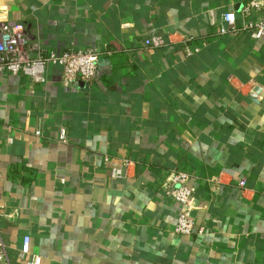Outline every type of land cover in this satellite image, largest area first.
Returning <instances> with one entry per match:
<instances>
[{"label":"crops","instance_id":"0c3cea01","mask_svg":"<svg viewBox=\"0 0 264 264\" xmlns=\"http://www.w3.org/2000/svg\"><path fill=\"white\" fill-rule=\"evenodd\" d=\"M248 2L0 0L32 58L100 53L90 88L58 66L0 73V264H26L25 238L41 264H264V38L217 34ZM189 37L206 45L188 55ZM176 170L197 189L187 237L163 186Z\"/></svg>","mask_w":264,"mask_h":264},{"label":"built area","instance_id":"2783aa9c","mask_svg":"<svg viewBox=\"0 0 264 264\" xmlns=\"http://www.w3.org/2000/svg\"><path fill=\"white\" fill-rule=\"evenodd\" d=\"M254 13L257 15L255 19ZM243 23L237 25L235 12L223 15L224 25L217 30L219 36H236L239 32H246L254 40L264 38V0H249L242 9ZM194 38H186L185 44H189L192 50L188 55L198 53L202 46L194 44ZM150 47L167 46L164 36L155 34L145 41ZM31 42L23 30L10 24H0V73L10 72L14 75L25 73L36 83H45L46 70L52 66L61 68V85L73 87L83 83L89 88L93 86L100 62V53L96 50H79L68 47L62 52L39 50L35 58L31 57ZM40 135V132L37 133ZM61 140L65 141V132H62ZM129 164L112 169L114 178L128 177ZM190 174L183 171H174L168 181L163 185L166 195L175 200L181 207L178 216L176 232L187 237L195 232V221L191 215V203L195 198L196 187L191 183ZM242 188L246 187V181L240 182ZM198 234H203L200 230ZM22 253L28 257L26 264H41L42 259L38 255H31L30 240L25 238L22 245ZM8 260V248L0 238V262Z\"/></svg>","mask_w":264,"mask_h":264},{"label":"water","instance_id":"95a60500","mask_svg":"<svg viewBox=\"0 0 264 264\" xmlns=\"http://www.w3.org/2000/svg\"><path fill=\"white\" fill-rule=\"evenodd\" d=\"M256 92H258V91H256ZM254 94H255V93H254ZM254 94H253V95H254ZM253 95H252V96H253Z\"/></svg>","mask_w":264,"mask_h":264}]
</instances>
